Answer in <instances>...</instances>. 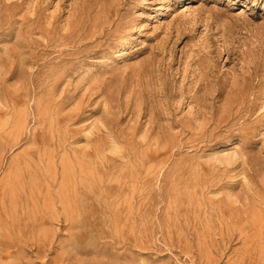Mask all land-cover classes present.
Listing matches in <instances>:
<instances>
[{
    "label": "rangeland",
    "instance_id": "rangeland-1",
    "mask_svg": "<svg viewBox=\"0 0 264 264\" xmlns=\"http://www.w3.org/2000/svg\"><path fill=\"white\" fill-rule=\"evenodd\" d=\"M1 191L0 264H264V0H0Z\"/></svg>",
    "mask_w": 264,
    "mask_h": 264
},
{
    "label": "bare ground",
    "instance_id": "bare-ground-1",
    "mask_svg": "<svg viewBox=\"0 0 264 264\" xmlns=\"http://www.w3.org/2000/svg\"><path fill=\"white\" fill-rule=\"evenodd\" d=\"M182 8V7H181ZM183 8H185L184 10H188L190 7H186V5H183ZM167 9H168V7H167ZM166 9V10H167ZM7 122V121H6ZM56 175H58V174H56ZM0 193H2V191L0 192ZM24 193V192H23ZM26 195V194H25ZM29 195V194H28ZM1 196V195H0ZM5 196V195H4ZM6 197V196H5ZM23 197H24V194H23ZM31 197V196H30ZM18 199H19V197H18ZM31 199V198H30ZM35 199V198H34ZM25 200V199H24ZM24 200H22L23 202H24ZM32 200V199H31ZM11 201V200H10ZM9 202V201H8ZM21 202V201H20ZM27 202V201H26ZM8 204V203H7ZM12 204V203H11ZM21 205V204H20ZM24 206V205H23ZM25 206H26V204H25ZM54 206H55V204H54ZM14 208V207H13ZM24 209H26V208H24ZM14 210V209H13ZM10 212V211H9ZM4 213V212H3ZM25 214H27V213H25ZM11 215V214H10ZM7 219V218H6ZM9 219H11V218H9ZM11 221V220H10ZM16 223V222H15Z\"/></svg>",
    "mask_w": 264,
    "mask_h": 264
}]
</instances>
